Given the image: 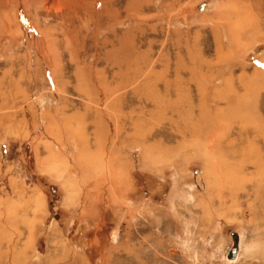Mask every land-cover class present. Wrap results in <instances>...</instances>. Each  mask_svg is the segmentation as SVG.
I'll use <instances>...</instances> for the list:
<instances>
[{
  "label": "rangeland",
  "instance_id": "1",
  "mask_svg": "<svg viewBox=\"0 0 264 264\" xmlns=\"http://www.w3.org/2000/svg\"><path fill=\"white\" fill-rule=\"evenodd\" d=\"M0 264H264V0H0Z\"/></svg>",
  "mask_w": 264,
  "mask_h": 264
},
{
  "label": "bare ground",
  "instance_id": "2",
  "mask_svg": "<svg viewBox=\"0 0 264 264\" xmlns=\"http://www.w3.org/2000/svg\"><path fill=\"white\" fill-rule=\"evenodd\" d=\"M244 96H245V95H244ZM244 96H243V97H244ZM248 103L250 104L251 102H248ZM238 104H239V103H238ZM243 104H245V103H243ZM243 104L241 103V105H243ZM254 104H255V103H254ZM230 105H231V104H230ZM250 106H251V104H250ZM252 106H253V105H252ZM242 107H243V106H242ZM242 107H239L237 112H239V109L242 110ZM217 108H218V107H217ZM243 108H245V107H243ZM221 109H222V108H221ZM253 109H254V107H253ZM253 109H252L251 107H250V108H249V107L245 108V109H244V110H245V113H244V114H245V115H254V116L256 117V114H255L254 112L251 111V110H253ZM216 110H217V109H216ZM222 110H223V109H222ZM222 110H221V111H222ZM254 110H255V109H254ZM254 110H253V111H254ZM248 111H249V113H247ZM224 112H225V111H224ZM232 112H233V111H232ZM240 112H241V111H240ZM221 113H222V115H220V116L223 117V119H222V118L220 119V118H216V117H215V121L217 122V124H219L220 122H222V120L228 119V116H229V115H227V113H223V111H222ZM216 114H217V113H216ZM240 114H241V113H240ZM216 116H217V115H216ZM229 117H230L231 119H233L232 116H231V113H230V116H229ZM240 117H242V114H241ZM243 117H244V116H243ZM245 117H246V116H245ZM248 118H249V117H248ZM257 118H258V117H257ZM259 118H260V117H259ZM231 119H230V120H231ZM249 119H250V118H249ZM254 120H255V118H254ZM256 120H257V119H256ZM227 122H228V121H227ZM244 122H245V121H244ZM247 122H248V120H247ZM250 122H251V121H250ZM250 122H248V123L251 125ZM252 122H253V121H252ZM205 123H206V122H205ZM253 123H254V122H253ZM255 123H257V122L255 121ZM257 124H258V123H257ZM243 126H245L244 123H243ZM223 127H224V126H223ZM257 127L259 128V127H261V126H257ZM259 129H261V128H259ZM214 135H215V133L211 134L210 137H209V139L211 140L212 137H213ZM216 135H217V134H216ZM199 136H200V135H199ZM203 136H204V135H203ZM207 136H208V135H207ZM225 136L227 137V135H225ZM220 137H221V136H220ZM223 137H224V136H223ZM205 139H206V138H205ZM223 139H224V138H223ZM201 140H202V139H201ZM220 141H221V140H220ZM230 141H232V140H230ZM221 142H222V141H221ZM231 143H232V142H231ZM218 144H219V143H218ZM229 144H230V143H228V145H229ZM221 145H222V144H221ZM232 146H233V145H232ZM214 147H215V146H214ZM221 148H222V147H221ZM222 153H223V152H222ZM222 153H221V154H222ZM242 154H243V153H242ZM244 155H245V154H244ZM241 157H242V155H241ZM244 158H245V156H244ZM241 160H242V158H241ZM242 161H243V160H242ZM246 161H248V160H246ZM246 161H245V162H246ZM220 162H221V161H220ZM242 163H243V162H242ZM242 163H241V164H242ZM239 164H240V163H239ZM221 165H222V164H221ZM234 168H235V167H234ZM221 169H222V168H221ZM238 247H239V243H238ZM238 250H239V249H238ZM236 256H237V255H236ZM236 256H235V258H236ZM235 258H234V259H235ZM227 259L230 260V261L234 260V259H230V258H228V257H227Z\"/></svg>",
  "mask_w": 264,
  "mask_h": 264
},
{
  "label": "water",
  "instance_id": "3",
  "mask_svg": "<svg viewBox=\"0 0 264 264\" xmlns=\"http://www.w3.org/2000/svg\"><path fill=\"white\" fill-rule=\"evenodd\" d=\"M231 237H232V243L226 251V256L230 259H234L235 256L237 255L238 249H239L237 232H232Z\"/></svg>",
  "mask_w": 264,
  "mask_h": 264
}]
</instances>
